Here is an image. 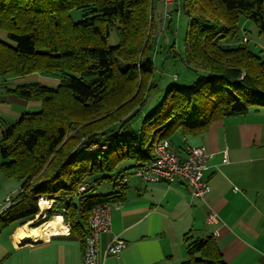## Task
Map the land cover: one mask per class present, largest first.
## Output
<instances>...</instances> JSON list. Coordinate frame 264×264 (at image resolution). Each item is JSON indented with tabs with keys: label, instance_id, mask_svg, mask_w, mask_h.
Masks as SVG:
<instances>
[{
	"label": "trees",
	"instance_id": "trees-1",
	"mask_svg": "<svg viewBox=\"0 0 264 264\" xmlns=\"http://www.w3.org/2000/svg\"><path fill=\"white\" fill-rule=\"evenodd\" d=\"M74 9L82 12L77 22ZM182 9L183 60L198 77L171 83L144 112L158 87L153 0H0V78L7 93L41 103L2 132L0 170L21 191L0 213V233L34 220L46 198L54 201L46 220L63 215L84 244L92 209L124 199V176L155 159L157 142L174 147L176 134L196 137L225 117L264 109V58L239 37L243 18L264 33V0H183ZM37 74L59 83H7ZM104 179L116 189L95 193ZM185 239L181 264H227L214 236Z\"/></svg>",
	"mask_w": 264,
	"mask_h": 264
},
{
	"label": "crops",
	"instance_id": "crops-1",
	"mask_svg": "<svg viewBox=\"0 0 264 264\" xmlns=\"http://www.w3.org/2000/svg\"><path fill=\"white\" fill-rule=\"evenodd\" d=\"M153 1L154 17L172 18L165 19L163 0ZM154 21L158 23L156 17ZM28 80L52 86L59 83L40 74L7 83L11 87ZM7 87L0 78V140L6 125L41 106L39 101L7 93ZM183 139V145L173 142L177 151L183 152L187 144L205 145L211 154L205 173L210 194L205 199L194 198L182 179L166 183L135 174L133 179L128 177L121 207L112 210V231L101 235L99 264H181L188 257L185 237L189 233L193 239L214 236L227 264H264V109L225 117L206 133ZM225 151L227 163L223 162ZM3 161L0 149V165ZM20 185L0 170V209L6 199L21 191ZM209 209L218 214L219 223L207 222ZM18 227L12 224L0 233V264H83V243L70 230L19 244ZM115 235L126 240L127 247L118 255L104 256Z\"/></svg>",
	"mask_w": 264,
	"mask_h": 264
},
{
	"label": "built area",
	"instance_id": "built-area-1",
	"mask_svg": "<svg viewBox=\"0 0 264 264\" xmlns=\"http://www.w3.org/2000/svg\"><path fill=\"white\" fill-rule=\"evenodd\" d=\"M178 0H163L167 11L165 19L171 17V10ZM247 37H244V41ZM97 149L96 146L92 151ZM155 159L145 163L133 171L136 176L150 182L173 183L182 179L188 183L191 188V194L195 198L205 199L211 192L212 187L206 179L205 173L208 170L207 160L211 156L205 145H186L183 152L174 149L171 142L167 139L161 140L155 144ZM229 161L227 151L224 152L223 162ZM129 174L124 176L127 180ZM85 185H81L79 191H83ZM14 197L10 198L0 209V213L8 208L13 202ZM120 202H104L96 205L90 214V231L85 237L83 249V264H99L101 250V235L112 231V210L120 208ZM207 222L217 224L220 222L218 214L209 209ZM65 223V222H64ZM66 224V223H65ZM68 225V224H66ZM69 230L70 226L68 225ZM69 232V231H68ZM127 247V242L118 235H115L108 243L104 256L109 254H120Z\"/></svg>",
	"mask_w": 264,
	"mask_h": 264
},
{
	"label": "rangeland",
	"instance_id": "rangeland-1",
	"mask_svg": "<svg viewBox=\"0 0 264 264\" xmlns=\"http://www.w3.org/2000/svg\"><path fill=\"white\" fill-rule=\"evenodd\" d=\"M182 1L183 0H178L177 2H175L174 9L171 10L172 18H168L167 20H162L160 18L158 20L157 14H155L156 21H158V23L156 22L154 33L157 36L158 45L160 47L158 53L156 52L155 54V63L156 67L158 68V87L153 90L151 95L149 96L145 108L143 109L144 112H148L156 104L161 102L168 86L171 83L184 85L187 82H190L191 80L198 77L197 73H195L192 68H189L183 60L186 54L185 35L189 25V18L185 14V12H183ZM71 15L75 22L79 21L82 18V12L78 9L72 10ZM4 34L5 33L0 32V38H4L6 36V34ZM243 36L248 37L249 42L247 44L249 48L256 53H259L264 58V33H261L259 31V28L254 21L246 18L242 19L239 37L242 38ZM118 42L119 38L117 36V33L115 31H112L109 38V43L111 45H115ZM34 110L35 109H31V111ZM172 140L176 145L184 144V139L181 134H176L174 137H172ZM99 149H101L100 146L98 150H95V152L99 151ZM129 174V177L133 179V172L130 171ZM115 189L116 187L113 181L104 179L103 181H100L96 184L95 193H108L114 191ZM16 195L17 194L13 193L11 197L4 201L3 205H5V203L10 198L15 197ZM16 202L13 201L11 205H14ZM41 212L44 214L40 213L38 215H41L40 217L36 216L35 219H37V221L31 224V227L41 225L42 221H46V210H41ZM196 238L198 237H195V239Z\"/></svg>",
	"mask_w": 264,
	"mask_h": 264
},
{
	"label": "bare ground",
	"instance_id": "bare-ground-1",
	"mask_svg": "<svg viewBox=\"0 0 264 264\" xmlns=\"http://www.w3.org/2000/svg\"><path fill=\"white\" fill-rule=\"evenodd\" d=\"M53 202H54L53 200L41 198L39 202V206L42 211L48 210L52 207ZM36 221L37 219H34L17 228L15 237L19 244H22L26 240H30V239L33 240L43 239L45 237L50 236L52 233L54 234L67 233L69 231L68 225L64 223V216L61 214L55 215L53 218L49 220L42 221L41 225L31 227L30 225L35 223Z\"/></svg>",
	"mask_w": 264,
	"mask_h": 264
}]
</instances>
